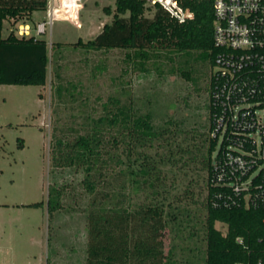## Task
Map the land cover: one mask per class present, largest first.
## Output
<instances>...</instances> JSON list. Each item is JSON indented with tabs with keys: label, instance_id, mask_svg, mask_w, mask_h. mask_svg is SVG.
Listing matches in <instances>:
<instances>
[{
	"label": "rangeland",
	"instance_id": "374dc122",
	"mask_svg": "<svg viewBox=\"0 0 264 264\" xmlns=\"http://www.w3.org/2000/svg\"><path fill=\"white\" fill-rule=\"evenodd\" d=\"M61 1L52 32L37 36L49 47L47 85H0V264H31L47 250L50 264H87L91 212L117 205L134 211L152 202L165 208L170 261L205 264L213 65L197 52H162L142 62L133 51L75 48L112 23L105 8L115 14L116 0ZM49 18L48 11L35 12L32 35ZM23 21H7L3 36L19 34ZM120 111L131 119L150 116L155 136L137 143L122 126L97 125ZM80 137L101 144L103 164L90 174L87 164L58 166V140L74 144ZM149 166L155 170L139 177L137 191L130 168ZM50 188L63 194L52 215ZM216 228L227 234L225 224Z\"/></svg>",
	"mask_w": 264,
	"mask_h": 264
},
{
	"label": "trees",
	"instance_id": "16d2710c",
	"mask_svg": "<svg viewBox=\"0 0 264 264\" xmlns=\"http://www.w3.org/2000/svg\"><path fill=\"white\" fill-rule=\"evenodd\" d=\"M177 1L193 14V18L181 23L160 5L153 7L154 16L148 18L146 13L152 7L145 1L116 0L115 14L111 8H105L107 15H113L112 23L105 24L95 39L87 43L80 40L74 47L133 51L142 62H149L162 52H197L204 54L213 65L218 53L214 44V0ZM48 4L49 0H0V85H47L51 62L48 43L37 36H20L14 31L4 37L3 30L7 21L24 20L22 25H28L33 21L35 12L48 10ZM58 93L61 96V88ZM113 101L117 104L116 100ZM209 108L211 132H214L215 115L220 111L214 109L211 100ZM97 125L122 126L137 143L155 136L150 116L131 119L124 111L112 118H101ZM220 135L216 138L211 136L205 164L208 171L205 264H264V206L248 208L245 204H236L226 207V197L234 195L213 182L215 163L229 145ZM100 147V142L87 137H80L74 144L58 140L57 148L61 152L58 166L87 164L90 174L103 164ZM130 169L131 179L136 185L140 184L139 177H150L155 170L151 166L139 171ZM147 183L148 180L143 182ZM86 184L90 192L96 191L94 182ZM141 186L137 185L136 190H140ZM62 195L60 189L50 188L48 209L51 215L61 210ZM216 223L225 224L227 234L218 230ZM165 228V208L159 202L139 205L134 211L118 205L95 210L88 217L87 264H175L165 254Z\"/></svg>",
	"mask_w": 264,
	"mask_h": 264
},
{
	"label": "built area",
	"instance_id": "2783aa9c",
	"mask_svg": "<svg viewBox=\"0 0 264 264\" xmlns=\"http://www.w3.org/2000/svg\"><path fill=\"white\" fill-rule=\"evenodd\" d=\"M160 5L179 22L193 18L177 0H143ZM48 21L36 36L52 32L61 0H49ZM214 44L218 50L211 77L216 129L229 145L214 166L213 182L232 192L224 206H264V0H214ZM20 36H32L27 26ZM247 145L249 147H247Z\"/></svg>",
	"mask_w": 264,
	"mask_h": 264
},
{
	"label": "crops",
	"instance_id": "0c3cea01",
	"mask_svg": "<svg viewBox=\"0 0 264 264\" xmlns=\"http://www.w3.org/2000/svg\"><path fill=\"white\" fill-rule=\"evenodd\" d=\"M6 23V22H5ZM39 24V23H38ZM37 24V25H38ZM36 25V26H37ZM4 26H5V24H4ZM21 26H27V27H29L30 29L33 27L32 25H30V24H28V25H21ZM33 28H35V27H33ZM33 33V32H32ZM34 33H35V31H34ZM20 35V34H19ZM32 36H36V34H34V35H32ZM44 206V204H42L40 207H37V208H34V209H38V208H41V207H43ZM49 261H50V257H49V252H48V250L46 251V252H44L43 254L41 253L40 255H38V256H35L34 257V259H32L31 260V264H50L49 263Z\"/></svg>",
	"mask_w": 264,
	"mask_h": 264
}]
</instances>
